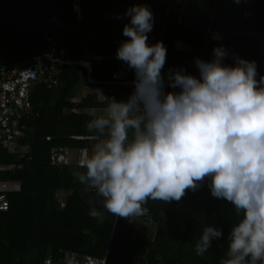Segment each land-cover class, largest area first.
<instances>
[{
    "label": "trees",
    "instance_id": "trees-1",
    "mask_svg": "<svg viewBox=\"0 0 264 264\" xmlns=\"http://www.w3.org/2000/svg\"><path fill=\"white\" fill-rule=\"evenodd\" d=\"M136 3L150 6L155 16L148 42L162 40L167 46L165 79L168 68L198 75L194 58H211L205 56L221 44L229 50L226 63H234L233 54H238L256 60L258 74L264 73V0H0L2 62L36 56L48 46V36L66 48L67 58L102 56L90 72L79 64L62 66L57 87L38 82L32 100L39 115L19 119L9 131L0 129V180L23 182L21 191L7 194L9 206L0 211V264H220L227 258L228 234L239 217L231 202L211 195L207 180L187 189L179 202L148 200L145 214L121 218L104 209L95 190H83L73 174L82 167L61 168L50 161L53 146H90L75 138L96 135L86 127L90 116L85 107H102L110 97L126 99L133 91L134 84L122 85L113 77L125 72L135 79L134 70L116 57L130 18L117 23L108 15L124 14ZM54 17L58 23L51 22ZM89 78L110 88L104 104L92 95V100L71 101L77 94L85 97V85H96ZM13 164L23 168L13 171L8 167ZM59 189L73 191L63 208ZM209 224L222 228L223 236L198 254L196 244Z\"/></svg>",
    "mask_w": 264,
    "mask_h": 264
},
{
    "label": "clouds",
    "instance_id": "clouds-1",
    "mask_svg": "<svg viewBox=\"0 0 264 264\" xmlns=\"http://www.w3.org/2000/svg\"><path fill=\"white\" fill-rule=\"evenodd\" d=\"M74 9L82 18L78 4ZM125 16L130 18L123 27L127 39L120 42L116 57L134 70L135 79L129 80L125 72H115L113 77L120 76L116 83L134 84L133 91L126 99L110 97L104 104L110 88L89 78L88 83L96 85H85L87 94L81 102L93 98L104 105L85 107L90 116L86 127L96 135L75 138L98 135L102 139L83 160H75L65 146H53L51 163L61 168L82 167L84 171L73 174L85 185L83 190H95L103 198L104 209L121 218L145 214L148 200L179 202L187 189L195 190L207 180L211 195L231 202L239 217L228 234L227 258L220 264H264V74H258L257 61L233 54L234 63H226L229 50L221 44L214 46L210 59L194 58L198 75L170 68L165 79L167 46L162 40L148 42L155 21L152 9L136 3L120 16L108 15L117 23ZM58 21L56 17L51 20ZM213 38L220 36L213 33ZM56 44L54 39L36 56L17 59L20 66L10 62L20 69L38 65L36 82L29 88L31 108L21 111L20 119L39 115L32 100L38 82L52 89L59 86L55 76L62 66L79 64L90 72L92 63L102 57L88 53L80 59L67 58L66 48ZM51 52L58 60L49 56ZM10 64L0 60L1 74ZM8 167L13 171L23 168ZM20 184L0 180L1 212L9 206L7 194L21 191ZM72 195L68 189L56 192L62 208ZM222 236V228L209 224L196 252L206 253L213 240Z\"/></svg>",
    "mask_w": 264,
    "mask_h": 264
},
{
    "label": "built area",
    "instance_id": "built-area-1",
    "mask_svg": "<svg viewBox=\"0 0 264 264\" xmlns=\"http://www.w3.org/2000/svg\"><path fill=\"white\" fill-rule=\"evenodd\" d=\"M49 56L55 61L58 60L54 53ZM38 65L35 64L27 69H20L15 64H10L2 70V81L0 83V111H6L5 116L0 114V129L11 130V124L20 123L21 111L31 108L30 85L38 74ZM51 69H55L56 63L51 64ZM17 77V78H16ZM16 78V82L12 80ZM10 108V111L7 109Z\"/></svg>",
    "mask_w": 264,
    "mask_h": 264
},
{
    "label": "bare ground",
    "instance_id": "bare-ground-1",
    "mask_svg": "<svg viewBox=\"0 0 264 264\" xmlns=\"http://www.w3.org/2000/svg\"><path fill=\"white\" fill-rule=\"evenodd\" d=\"M113 14H118L119 16L122 15V13H119V12H114ZM123 19H124V17H122L121 19H118V21L121 22V21H123ZM48 42H49V43H54V39H51V40L49 39ZM56 42H57L56 45H57L58 47H62V46H63L62 44H60V42L58 41V39H56ZM100 58H101V57H99V60H100ZM18 65H19V66L22 65V63H21V64L18 63ZM169 69H170V68L167 69L166 73H168ZM16 78H17V77H16ZM16 78L12 80V83H15V82H16ZM55 79H58V83H59V78L57 77V75L55 76ZM117 79H119V77H117ZM82 93H86V87H85V86H84V89L82 90ZM80 98H81L80 94H77V95H76V101L81 100ZM7 110L10 111V108H8ZM6 113H7L6 111H0V114L3 115V116H5ZM96 137H99V136H94L93 138H78V139L88 140L90 146H85V147H83V148H75V149L78 150V153H77V160H78V159L83 160V158H84L86 155H88L90 148H91V147H92V149L94 148V145H95V144H93V142H94V141H97V143H98V142L102 139V137H99V139H96ZM66 149H67L68 152H70L71 150H73V149H69V148H66ZM21 150H23V149H21ZM74 259H76V258H74Z\"/></svg>",
    "mask_w": 264,
    "mask_h": 264
},
{
    "label": "rangeland",
    "instance_id": "rangeland-1",
    "mask_svg": "<svg viewBox=\"0 0 264 264\" xmlns=\"http://www.w3.org/2000/svg\"><path fill=\"white\" fill-rule=\"evenodd\" d=\"M261 38H262V42H261V46H262V50H263V54H264V35H262L261 36ZM177 49H182V50H184V46L183 47H179V45L176 47ZM200 53H202L204 56H205V53L203 52V51H201ZM211 55H207V56H205V57H210ZM210 59V58H209ZM264 74V73H263ZM87 93H85V95H86ZM84 96H82L81 98H83ZM80 98V99H81ZM97 143V141H94L93 142V144H96ZM92 147L90 148V150H89V153H88V155H90L91 154V152H92ZM70 153H72L75 157H77V153H78V150L77 149H73V150H71L70 151ZM75 160H77V158H75ZM14 188H16V186L14 185V183H13V185H12ZM20 186H23V184H20Z\"/></svg>",
    "mask_w": 264,
    "mask_h": 264
}]
</instances>
